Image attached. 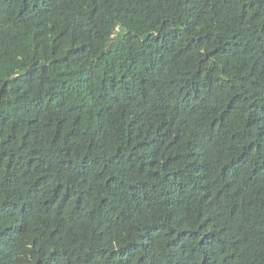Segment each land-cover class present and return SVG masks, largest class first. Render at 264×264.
<instances>
[{
    "label": "trees",
    "instance_id": "1",
    "mask_svg": "<svg viewBox=\"0 0 264 264\" xmlns=\"http://www.w3.org/2000/svg\"><path fill=\"white\" fill-rule=\"evenodd\" d=\"M0 264H264V0H0Z\"/></svg>",
    "mask_w": 264,
    "mask_h": 264
}]
</instances>
